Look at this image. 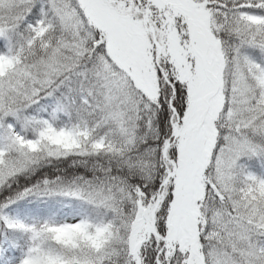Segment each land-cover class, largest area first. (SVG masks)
<instances>
[{"label":"snow or ice","instance_id":"obj_1","mask_svg":"<svg viewBox=\"0 0 264 264\" xmlns=\"http://www.w3.org/2000/svg\"><path fill=\"white\" fill-rule=\"evenodd\" d=\"M0 264H264V0H0Z\"/></svg>","mask_w":264,"mask_h":264}]
</instances>
